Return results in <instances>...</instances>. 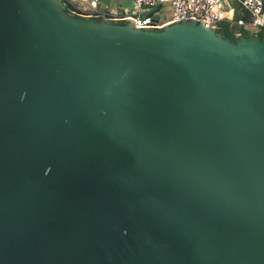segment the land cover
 <instances>
[{
  "label": "water",
  "instance_id": "water-1",
  "mask_svg": "<svg viewBox=\"0 0 264 264\" xmlns=\"http://www.w3.org/2000/svg\"><path fill=\"white\" fill-rule=\"evenodd\" d=\"M219 24L0 0V264H264V38Z\"/></svg>",
  "mask_w": 264,
  "mask_h": 264
},
{
  "label": "built area",
  "instance_id": "built-area-1",
  "mask_svg": "<svg viewBox=\"0 0 264 264\" xmlns=\"http://www.w3.org/2000/svg\"><path fill=\"white\" fill-rule=\"evenodd\" d=\"M93 7H96L99 0H90ZM240 9L248 16L236 17L235 10L228 7L224 9L227 0H132L131 8H121L120 10H96L97 16H102L109 20L132 19L141 28H161L165 24L179 21L185 18L204 21L206 24L218 25L220 20L226 19L236 22L241 28L252 31L264 26V0H234ZM169 4L173 10L171 17L160 20L155 12L162 4ZM234 11V13H233ZM89 14H83L89 16ZM253 32V31H252ZM238 35L239 32H234Z\"/></svg>",
  "mask_w": 264,
  "mask_h": 264
},
{
  "label": "trees",
  "instance_id": "trees-1",
  "mask_svg": "<svg viewBox=\"0 0 264 264\" xmlns=\"http://www.w3.org/2000/svg\"><path fill=\"white\" fill-rule=\"evenodd\" d=\"M63 2V5H64V10L65 12L67 13H71L75 16H78V17H83L84 15L82 14V12L77 8V6L71 1V0H62ZM96 13L93 12L91 15L89 16H84V17H87V18H90V19H96V20H99V19H103V17L100 15V16H97L95 15ZM238 17V16H236ZM245 19L248 18L247 15H244L243 16ZM118 22L120 23H124L125 20H117ZM216 30L218 32H221L224 36H227L229 37L231 40H233L235 38V34L233 31H231L228 27L222 25V24H219L217 25L216 27ZM241 32L243 35L245 36H248V35H251L253 33L257 34L259 36V38H264V26L260 27L256 32H252L250 31L249 29H245V28H241Z\"/></svg>",
  "mask_w": 264,
  "mask_h": 264
},
{
  "label": "rangeland",
  "instance_id": "rangeland-1",
  "mask_svg": "<svg viewBox=\"0 0 264 264\" xmlns=\"http://www.w3.org/2000/svg\"><path fill=\"white\" fill-rule=\"evenodd\" d=\"M76 6L77 8L82 12V14H89V13H93L95 9H99L96 7H93V4L90 0H71ZM130 0H117L116 4L122 6V5H127L125 6L126 8H131V4H130ZM100 5H102L101 3H99ZM109 5V4H108ZM227 7V6H226ZM102 9V8H101ZM173 14V10L171 8V6L167 3L162 4V6L160 8H158L155 12V15L161 19H166L171 17Z\"/></svg>",
  "mask_w": 264,
  "mask_h": 264
},
{
  "label": "crops",
  "instance_id": "crops-1",
  "mask_svg": "<svg viewBox=\"0 0 264 264\" xmlns=\"http://www.w3.org/2000/svg\"><path fill=\"white\" fill-rule=\"evenodd\" d=\"M116 1L117 0H110V3H109V5H104V4H102V5H100L99 3L97 4V8H99L100 10H120L121 8H126L125 6H127V5H122V6H120V5H118V4H116ZM130 1H132V0H130ZM130 4H132V2H130ZM227 6V7H226ZM130 7V6H129ZM128 7V8H129ZM228 7H230V8H233L234 10H235V13H234V11H233V13L235 14V16H238V17H240V16H244V15H246L241 9H240V6L238 5V3L236 2V1H234V0H227V4H225L224 5V9H227ZM102 8V9H101ZM127 8V9H128ZM99 9H95L94 11H96V10H99ZM160 19V18H159ZM167 19V18H166ZM162 20H164V19H162Z\"/></svg>",
  "mask_w": 264,
  "mask_h": 264
},
{
  "label": "flooded vegetation",
  "instance_id": "flooded-vegetation-1",
  "mask_svg": "<svg viewBox=\"0 0 264 264\" xmlns=\"http://www.w3.org/2000/svg\"><path fill=\"white\" fill-rule=\"evenodd\" d=\"M252 31H253V32H256V31H257V28H254Z\"/></svg>",
  "mask_w": 264,
  "mask_h": 264
}]
</instances>
